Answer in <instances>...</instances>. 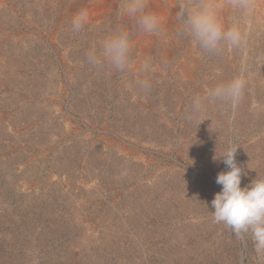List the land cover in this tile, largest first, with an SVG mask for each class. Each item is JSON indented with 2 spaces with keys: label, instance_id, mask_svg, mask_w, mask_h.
<instances>
[{
  "label": "rangeland",
  "instance_id": "374dc122",
  "mask_svg": "<svg viewBox=\"0 0 264 264\" xmlns=\"http://www.w3.org/2000/svg\"><path fill=\"white\" fill-rule=\"evenodd\" d=\"M87 1L0 0V264H264L211 208L228 170L215 154L237 148L242 187L264 178V32L238 9L236 48L206 52L179 24L170 56L129 36L119 71L87 53L120 19L72 30ZM235 77L238 102L209 99Z\"/></svg>",
  "mask_w": 264,
  "mask_h": 264
},
{
  "label": "clouds",
  "instance_id": "9594fccd",
  "mask_svg": "<svg viewBox=\"0 0 264 264\" xmlns=\"http://www.w3.org/2000/svg\"><path fill=\"white\" fill-rule=\"evenodd\" d=\"M149 0H119L118 14L126 16L135 22L136 27L143 33L162 35L161 19L148 9ZM232 7L247 10L245 0H232ZM176 20L179 32L190 37L199 48L214 53L223 46L239 47L243 42V34L236 26L227 29L220 18L219 6L211 0H199L195 6L178 5ZM89 23L87 10H80L71 20L74 32H80ZM130 38L129 32L115 30L99 41V47L93 45L87 53V61L94 66H102L106 61L112 68L124 71L129 66ZM151 67L145 60L141 71ZM144 89L149 87L147 81L139 82ZM245 81L239 77L232 78L226 83L211 89L208 97L213 101L236 103L243 94ZM196 110L202 105L197 98L194 101ZM237 148H227L214 160H221L227 171H221L216 177V183L221 185L211 201L213 219L224 223L236 234L250 232L256 243L257 250H264V178H255L249 184L241 186L243 170L237 165L235 156Z\"/></svg>",
  "mask_w": 264,
  "mask_h": 264
},
{
  "label": "bare ground",
  "instance_id": "6f19581e",
  "mask_svg": "<svg viewBox=\"0 0 264 264\" xmlns=\"http://www.w3.org/2000/svg\"><path fill=\"white\" fill-rule=\"evenodd\" d=\"M187 2L188 0H149L148 9L158 15L161 19V29L163 33L162 35H152L143 33L136 27L135 22L133 20L129 19L126 16H120L118 14L119 0H89L84 3L82 9L87 10L89 14V26L90 23L91 25L99 26L108 18L109 15H112L114 19H120L123 23L122 25H124L123 30L128 31L129 36L133 37V41L130 39L132 41V48L135 49V47L138 46L142 55H146L156 43H160L161 46L164 48V53L166 54V56H170V50L167 49L166 41L169 38L172 39L173 32L178 27V23H175L178 5ZM211 2L219 6L218 12L220 18L226 26L228 16L232 15V13L234 11H237L238 9L232 7V0H211ZM245 2L249 6L246 10V30L249 33H254L256 31L264 32V0H245ZM81 3H83V1H81ZM196 4L198 3H192V6H195ZM141 54L140 56H142ZM191 71L192 65H185L182 70L185 75L191 74Z\"/></svg>",
  "mask_w": 264,
  "mask_h": 264
},
{
  "label": "water",
  "instance_id": "95a60500",
  "mask_svg": "<svg viewBox=\"0 0 264 264\" xmlns=\"http://www.w3.org/2000/svg\"><path fill=\"white\" fill-rule=\"evenodd\" d=\"M242 258H243V256H242Z\"/></svg>",
  "mask_w": 264,
  "mask_h": 264
}]
</instances>
